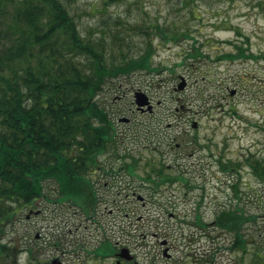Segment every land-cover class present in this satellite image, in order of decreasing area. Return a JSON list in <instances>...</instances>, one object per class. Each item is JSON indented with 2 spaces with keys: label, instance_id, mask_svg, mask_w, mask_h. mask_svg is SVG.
I'll list each match as a JSON object with an SVG mask.
<instances>
[{
  "label": "rangeland",
  "instance_id": "obj_1",
  "mask_svg": "<svg viewBox=\"0 0 264 264\" xmlns=\"http://www.w3.org/2000/svg\"><path fill=\"white\" fill-rule=\"evenodd\" d=\"M67 1L86 33L97 28L100 35V29L120 17L173 23L190 36L167 44L156 38L157 71L137 70L108 81L99 98L117 127H128L119 123L122 117L134 119L128 139L118 146L120 154L132 149L128 142L136 136L135 151L128 149L134 157L106 154L108 174L98 171L94 177L102 175V180L93 181L104 202L95 201L92 208L57 202L50 183L51 202L38 200L33 213L25 210L26 219L8 231L9 239L23 240L29 232L40 244L31 258L19 257L20 264H40L54 253L64 264H117V254L125 247L139 264H255L258 251L264 264V180L247 162H264V0ZM134 40L139 43L141 37ZM236 45L246 49L244 56H224L238 53ZM182 78L186 86L180 90ZM138 90L151 99L152 113L138 111ZM130 159L138 161L137 167L127 168ZM220 160L238 162L239 171L220 170ZM159 170L182 179L161 185ZM85 188L89 195V186ZM134 192L145 197L146 206ZM236 207L256 216L243 231L245 251L229 249L235 236L213 225L221 210ZM140 217L144 220L138 221ZM43 229L45 244L37 238ZM164 240L170 257L164 255ZM108 241L117 251L97 255V248Z\"/></svg>",
  "mask_w": 264,
  "mask_h": 264
},
{
  "label": "trees",
  "instance_id": "obj_2",
  "mask_svg": "<svg viewBox=\"0 0 264 264\" xmlns=\"http://www.w3.org/2000/svg\"><path fill=\"white\" fill-rule=\"evenodd\" d=\"M69 4L67 0H0V264H20L19 257L31 258L39 249L31 233L23 240L9 239L8 231L19 219H26L25 210L37 200L50 198V183L60 203L95 205L84 192L86 186L91 190L85 177L91 154L117 157L119 149L100 92L108 81L137 70L157 71L156 38L167 44L190 36L173 23L120 17L100 29V35L97 28L86 33ZM136 36L141 37L139 43ZM236 47L238 53L224 56H244L246 49ZM247 162L264 180V162ZM239 165L220 161L223 171L237 172ZM233 188L239 198L238 186ZM255 219L236 207L221 210L215 222L235 236L231 250L245 251L243 231ZM97 249L99 256L116 252L109 241ZM256 253L255 264H262L261 251Z\"/></svg>",
  "mask_w": 264,
  "mask_h": 264
},
{
  "label": "flooded vegetation",
  "instance_id": "obj_3",
  "mask_svg": "<svg viewBox=\"0 0 264 264\" xmlns=\"http://www.w3.org/2000/svg\"><path fill=\"white\" fill-rule=\"evenodd\" d=\"M107 90V88L105 89H103V91H106ZM118 100H120V97H119V99H115V102H113V103H117L118 102ZM103 102V100H101V103ZM102 105H103V107L108 111V113L110 114V117H111V120H112V124H113V130H112V132H114V134H115V136H114V138L118 141V145L120 144V143H123V142H126V139H128V136H125L128 132H127V130H129L130 129V127H132V125H136V123H135V121H134V119H131V118H128L129 120L128 121H125V122H122V123H125V124H127V128H125V129H123V128H119V127H117V125L118 124H116L115 123V120L113 119V116H112V113H110L109 112V110H108V108L102 103ZM154 108V107H153ZM139 111V110H138ZM141 114H146L147 112H145V111H139ZM153 111L151 110V112L150 113H152ZM119 123H121L120 122V120H119ZM135 139H136V136H133V138H131V140L133 141H130V142H128V144H131V146H132V149H130L129 147L127 148V149H123V152L124 153H122V154H120V151H119V149H118V151L115 153L117 156H119L120 157V159L121 158H125V157H127V158H132V157H134V155L131 153H128L129 152V150L128 149H130L131 151H135V144L136 143H134V141H135ZM128 141V140H127ZM178 147H179V145H178ZM119 148V147H118ZM126 150H128V151H126ZM106 154H108V153H104V152H102V153H93V154H91V156H93V160H91V161H89V164H90V168H89V170L87 171V173L89 174V176L88 177H90L89 179V181H90V183H91V191H90V194H89V196L90 197H92L93 199H95L96 200V203L97 204H100V203H103L104 202V199H103V197H102V195H101V193H99L100 191H99V189L97 188V187H94L95 185H94V182L93 181H98V182H100L101 180H102V175L101 176H96V177H94V175H97V174H99L98 173V171H102L103 172V174H108V170H107V172L105 171V167H104V165H107V160H105L106 158H107V155ZM115 156V155H114ZM138 163V161H136L135 162V160H133V159H130V163L129 164H133L135 167H137V164ZM160 165L162 166L163 164L162 163H160ZM155 167H156V165H154ZM111 172H113V170H111ZM161 172H163V170H159L157 173V175H159V176H157L158 177V181H160L161 179H163V177H161L162 175L160 174ZM114 173V172H113ZM87 174V175H88ZM165 177V179H167V178H169L168 176H164ZM155 177H153L150 181H154L153 179H154ZM176 181H178V177L175 179ZM127 196H129V195H127ZM137 197V200L139 199V195H137L135 192L133 193V197ZM152 195H150L149 196V198L151 197ZM144 198V197H143ZM146 200V199H145ZM49 202H51V200H49ZM143 204V206H146L145 204V201H144V203H142ZM96 205V204H95ZM94 212H96V214L98 213V209H95V211ZM30 213H33V211L32 210H30ZM37 214H40L39 212H37ZM173 216V215H172ZM28 218H30V215L28 216ZM142 220H144V218L143 217H140L139 218V220L138 221H142ZM146 220V219H145ZM150 219L148 218V221H149ZM145 226H147L148 228H153V226L152 225H150V224H146ZM199 228H201V226H198ZM45 229H43V230H41V233L40 234H38V236H37V238L43 243V244H45L46 243V241H45V239H46V237H47V233H46V231H44ZM168 242V241H167ZM168 244H169V242H168ZM168 244H167V246H166V248L165 249H167V252L170 250V247L168 246ZM165 249H164V253H165ZM63 254H62V256L65 258L66 257V252H62ZM60 257V255H56L55 256V253L52 255V256H50V259H46V258H44L43 259V262H41L40 264H53V260H56L57 262H58V264H64L63 262H62V260L59 258ZM136 262V260L134 259V261H125V263H123V261H121V260H118V262H117V264H134Z\"/></svg>",
  "mask_w": 264,
  "mask_h": 264
},
{
  "label": "water",
  "instance_id": "obj_4",
  "mask_svg": "<svg viewBox=\"0 0 264 264\" xmlns=\"http://www.w3.org/2000/svg\"><path fill=\"white\" fill-rule=\"evenodd\" d=\"M185 86H186V81H185L184 78H182V82L180 83V85L178 86V88L180 90H182L183 88H185ZM232 94H235V91H233ZM134 102L136 103L138 109H140V110H144V107L145 106H147L148 111L152 110V106L150 104L148 95H146L142 91H137L135 93V101ZM121 121H128V119L127 118H123V119H121ZM120 256L122 258H126L128 260H131L132 259L129 256V251L126 248L121 250ZM54 264H57V261H54Z\"/></svg>",
  "mask_w": 264,
  "mask_h": 264
}]
</instances>
